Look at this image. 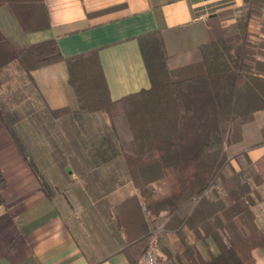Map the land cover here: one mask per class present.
Masks as SVG:
<instances>
[{
    "label": "crops",
    "instance_id": "obj_1",
    "mask_svg": "<svg viewBox=\"0 0 264 264\" xmlns=\"http://www.w3.org/2000/svg\"><path fill=\"white\" fill-rule=\"evenodd\" d=\"M45 3L49 27L25 31L4 4L0 29L16 45L54 37L66 56L99 48L113 99L151 85L140 35L159 30L174 64H180L209 40L213 26H234L251 6L248 0ZM258 9L248 23L254 35L264 28V3ZM0 99L10 109L29 113L18 120L10 117V122L0 115V264H132L124 251L127 232L115 216L118 203L138 189L107 114L55 117L51 112L77 108L67 63L34 68L31 78L18 62L5 66L0 70ZM54 151L66 162L64 167ZM240 169L253 187V210L264 232V143L239 150L223 173ZM164 221V216L155 219L154 231L156 238L170 244ZM188 234L193 240L194 233ZM252 252V264H264V246Z\"/></svg>",
    "mask_w": 264,
    "mask_h": 264
},
{
    "label": "trees",
    "instance_id": "obj_2",
    "mask_svg": "<svg viewBox=\"0 0 264 264\" xmlns=\"http://www.w3.org/2000/svg\"><path fill=\"white\" fill-rule=\"evenodd\" d=\"M248 1L250 8L234 26H213L209 40L180 64H174L159 30L140 35L151 85L117 99L99 48L66 56L54 37L16 45L0 29V70L18 62L31 78L34 68L67 63L77 108L51 109L55 117L108 114L138 189L118 203L115 216L127 232L124 251L132 264H141L156 238L154 220L163 216L171 243L161 241L157 264H252L253 249L264 246L245 171L223 173L239 150L264 143V28L258 35L248 30L249 17L264 0ZM4 4L25 31L51 24L45 0H0ZM0 115L10 122L29 113L0 99Z\"/></svg>",
    "mask_w": 264,
    "mask_h": 264
},
{
    "label": "built area",
    "instance_id": "obj_3",
    "mask_svg": "<svg viewBox=\"0 0 264 264\" xmlns=\"http://www.w3.org/2000/svg\"><path fill=\"white\" fill-rule=\"evenodd\" d=\"M158 254H159V244H158V240L155 238L152 240L147 252L142 257L141 264H156Z\"/></svg>",
    "mask_w": 264,
    "mask_h": 264
},
{
    "label": "rangeland",
    "instance_id": "obj_4",
    "mask_svg": "<svg viewBox=\"0 0 264 264\" xmlns=\"http://www.w3.org/2000/svg\"><path fill=\"white\" fill-rule=\"evenodd\" d=\"M190 60V59H189ZM22 68V67H21ZM23 69V68H22ZM24 70V69H23ZM25 71V70H24ZM2 112L5 114L6 113V108L4 107V105L2 106ZM104 113H106V112H104ZM107 114V113H106ZM107 116H108V114H107ZM108 118H109V116H108ZM109 122H110V119H109ZM111 124V123H110ZM112 127V126H111ZM164 239L165 240H169L168 239V236H165L164 237ZM157 240L159 241V249H160V243H161V241L159 240V238L157 237ZM171 241V240H170ZM162 242H164V241H162ZM201 247L205 250V246L203 245V244H201ZM161 250V249H160ZM159 255V254H158ZM160 255H162V254H160ZM166 256V255H165ZM157 258H158V256H157ZM157 264V263H156Z\"/></svg>",
    "mask_w": 264,
    "mask_h": 264
}]
</instances>
